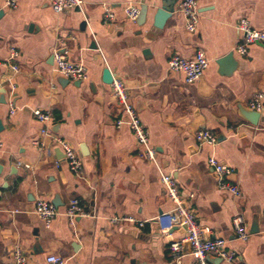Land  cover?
I'll return each mask as SVG.
<instances>
[{
    "label": "crops",
    "instance_id": "crops-1",
    "mask_svg": "<svg viewBox=\"0 0 264 264\" xmlns=\"http://www.w3.org/2000/svg\"><path fill=\"white\" fill-rule=\"evenodd\" d=\"M15 1L13 9L10 0H0V264H13L15 247L27 264H48L50 254L66 264H175L169 246L184 229L163 233L155 221L173 208L158 168L172 173L205 236L225 240L236 256L231 263L209 256L208 264H264V106L256 126L239 113L249 109L256 92H264V45H248L244 55L236 52L242 44L236 30L240 18L264 31V0H196L194 33L186 32L176 12L180 0L161 30L153 27L161 0L142 4L147 6L143 24L123 14L127 4L139 0H82L81 10L63 14L52 12L49 0ZM106 10L114 17L109 24L103 23ZM56 47L85 68V81H65L55 72ZM11 49L18 52L14 60ZM197 51L205 54L208 67L200 80L186 84L167 61ZM228 54L235 63L231 69L217 64ZM105 68L126 87L156 165L127 124L116 126L123 112L111 86L102 82ZM34 109L51 114L47 127L76 151L79 175L40 135L43 125L31 114ZM200 130L211 132L215 145H199ZM33 140L44 146H33ZM209 158L232 171L227 181L238 188L239 198L219 188ZM72 199L86 216L70 222L65 211ZM38 200L58 210L49 228L34 212ZM236 215L244 218L248 234L257 228L245 241L233 231ZM122 216L145 222L142 227L112 222ZM182 254L180 264H197L188 246Z\"/></svg>",
    "mask_w": 264,
    "mask_h": 264
},
{
    "label": "built area",
    "instance_id": "built-area-1",
    "mask_svg": "<svg viewBox=\"0 0 264 264\" xmlns=\"http://www.w3.org/2000/svg\"><path fill=\"white\" fill-rule=\"evenodd\" d=\"M147 0H139L134 4H127L123 8L125 18L135 23L139 17L140 6ZM82 0H49L50 9L56 14H63L69 10H81ZM8 6L16 8V1L10 0ZM176 12L185 20V30L188 33H194L198 24V7L196 0H180L177 5ZM114 20L110 10H106L103 15V23L109 24ZM236 30L240 34L242 44L236 48V52L240 55L246 53L248 45L262 44L264 45V31L255 29L245 18H240ZM18 57V52L11 49L10 58L12 60ZM55 72L72 82H83L87 79V72L81 64L72 62L67 53L60 47H56L52 55ZM0 66L4 64L0 63ZM168 69L174 73L183 75L186 84H192L202 77L204 71L208 67V60L202 51H197L191 58H184L179 55H172L167 61ZM11 70L17 73L18 68L12 65ZM111 93L113 98L120 105L123 112V119L116 121V126L127 124L131 129L137 143L143 148L146 158L156 165L155 152L149 145V135L146 128L142 125L136 110L132 106L129 96L123 82L119 79H113ZM264 106V92H256L248 102V108L252 111L260 113ZM10 114L15 112V108L9 104ZM33 117L43 125L40 135L49 139V142L57 147L63 154V158L69 170L75 175H79L82 169V162L76 151L63 138L50 133L47 125L51 122L52 116L49 112L34 109L31 111ZM195 140L199 145H215V136L207 131L200 130L195 133ZM32 145L43 147L44 143L40 140H33ZM2 141L0 138V152L2 150ZM208 165L214 170L220 179L219 188L232 194L235 198L240 197L238 188L229 183L227 179L232 171L219 163L214 158H209ZM28 167V166H25ZM160 182L164 187L166 197L172 202L173 208L167 212L160 214L155 218L159 229L163 233L169 232L171 229L178 227L184 229V235L179 240L173 242L169 246L170 254L175 264H180L183 257L182 249L188 246L189 254L196 260L197 264H208V257L213 256L224 262L231 263L235 259L234 252L227 249V242L223 239H209L196 223L194 214L185 206L184 198L180 195L178 187L172 173H163L158 168ZM189 197H193L190 195ZM35 214L43 222L45 228H49L54 218L58 215L57 208L46 201L38 200L35 203ZM65 215L70 222L76 218L85 217L86 213L80 206L78 200H70ZM112 222H124L127 224L142 227L145 221L136 220L131 216H122L112 218ZM232 228L238 240L245 241L249 234L245 227V220L241 215L232 218ZM13 264H27V259L23 251L19 247L12 250L11 255ZM48 264H66V261L54 254H50L45 258Z\"/></svg>",
    "mask_w": 264,
    "mask_h": 264
},
{
    "label": "water",
    "instance_id": "water-1",
    "mask_svg": "<svg viewBox=\"0 0 264 264\" xmlns=\"http://www.w3.org/2000/svg\"><path fill=\"white\" fill-rule=\"evenodd\" d=\"M177 2L178 0H161L160 7L155 11L153 15V27L155 29L161 30L164 24L166 23V21L172 17V15L175 12V5ZM146 13H147V6L141 5L139 17L137 19L138 23L140 24L144 23V20L146 18ZM1 14L2 12L0 11V15ZM231 59H232V54H228L227 56L219 60L217 64L221 66L225 64H230V69H231L235 66V63H233ZM230 69L228 70V72L223 73V75H228ZM201 78H199V80ZM112 80H113L112 74L109 72L107 68H105L102 72V82L106 85H110L112 83ZM65 81H68V80L65 79ZM75 83L80 84V82H75ZM1 97L3 96L1 95ZM1 101L3 102L4 100H1ZM239 113H240V116L252 126H256L258 121L260 120V114L250 109H241ZM1 130H2V127L0 125V132ZM256 229L257 228L254 226V228L250 230L249 234H255L257 232ZM218 261H221V260L218 259Z\"/></svg>",
    "mask_w": 264,
    "mask_h": 264
}]
</instances>
